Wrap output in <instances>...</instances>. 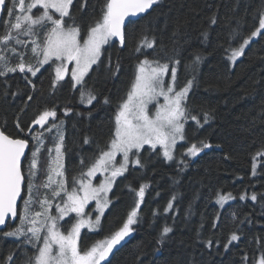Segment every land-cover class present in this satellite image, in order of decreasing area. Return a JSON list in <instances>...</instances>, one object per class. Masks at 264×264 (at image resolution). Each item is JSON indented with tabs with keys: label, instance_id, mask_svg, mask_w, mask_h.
<instances>
[{
	"label": "trees",
	"instance_id": "trees-1",
	"mask_svg": "<svg viewBox=\"0 0 264 264\" xmlns=\"http://www.w3.org/2000/svg\"><path fill=\"white\" fill-rule=\"evenodd\" d=\"M103 4L104 0H89V7L83 13L74 6L73 17L82 26L83 34L100 18ZM261 12H264V0H160L148 15L127 24L123 47L113 39L111 46L105 48L102 63L87 79L97 97L90 106L80 102L79 88L72 89L69 76L52 90L55 76L52 66L35 78L28 73L35 84L34 91L19 71L0 77V125L7 134L25 135L15 127L18 114L23 124L28 125L43 110L56 108L57 118L64 121L66 170L71 178L80 171L81 157L85 165L89 164L98 147H104L110 140L117 105L126 98L139 60L145 55L161 62L170 57L179 58L178 80L183 84L186 77L190 78L184 65L191 64L196 55L202 58L196 66L197 84L189 105L195 113L212 112L214 118L203 128H198L195 122L189 124V143L181 145L177 155L180 160V153L199 140L212 147L196 157L185 158L186 166L180 165L179 160L168 163L159 149L154 153L149 148L143 151L142 159L147 167L130 168L117 182L112 194L114 202L102 231L90 238L106 237L122 226L137 199L129 186L138 189L140 184L147 183L140 222L133 226L128 242L102 264H245V255L249 257L247 264H252L253 256L259 259L260 249L264 247V199H261L264 155L256 156V153L264 151V38L252 42L234 69L229 56L231 49L259 26ZM5 19L0 35L5 31ZM233 30H238V35L230 39ZM44 35V30H39L40 41ZM143 36L155 37V50L134 51ZM30 47L29 44L20 50L28 53L26 62L35 63ZM10 64L15 65L11 61ZM29 95L33 96L31 101L27 99ZM105 98L110 102L104 103ZM65 107L73 110L68 116L64 115ZM86 136L90 138L89 144L83 142ZM54 137L48 135L40 155L41 181L48 165L47 149L54 145ZM28 138L33 144L30 135ZM253 157L262 160L257 177L253 176ZM217 193H232L238 200L221 210L214 203ZM252 193L257 194L255 202L250 199ZM244 194L246 199L241 200L239 197ZM173 196L176 197L173 208L165 213L164 208ZM217 216L219 220L213 228ZM165 225L173 231L163 244H158L157 238ZM14 226L9 225L4 231ZM233 231L240 239L225 250L224 244ZM209 238L213 240L210 248L205 244ZM17 244L15 239L0 238V256L16 250L18 261L22 260L26 253L21 254Z\"/></svg>",
	"mask_w": 264,
	"mask_h": 264
},
{
	"label": "snow or ice",
	"instance_id": "snow-or-ice-1",
	"mask_svg": "<svg viewBox=\"0 0 264 264\" xmlns=\"http://www.w3.org/2000/svg\"><path fill=\"white\" fill-rule=\"evenodd\" d=\"M159 3L160 0H104L100 18L90 24L86 33L82 34L81 26L76 23L72 13L74 0H11L7 15L13 19L5 21L4 34L0 35V77H7L10 73L19 71L24 74L23 79L34 91L35 84L28 73L31 77H36L44 65L54 64L52 90L70 76L72 89L76 90L79 86L80 102L91 105L97 97L85 77L93 70L94 65L99 67L102 63L105 46H111L113 38H118L123 47L126 21L131 23L130 18L148 13ZM5 5L6 0H0V8ZM76 7L83 13L89 7V0H78ZM17 8L19 15L16 14ZM212 23H215V20H212ZM39 30H44L42 41ZM237 35L238 30H233L230 39ZM22 37L35 39L26 41ZM256 37L264 38V12L259 14V26L251 31L238 47L231 49L229 59L235 62L243 56L246 47ZM204 38L207 39V34H204ZM29 44L30 53L36 59L35 64L26 62L25 56L28 53L16 47L20 45L28 48ZM155 48V37L149 39L143 36L134 51L142 53L144 49ZM10 55L18 58L15 65L10 66ZM201 62L202 58L196 55L191 64L184 65V71L189 73L190 78L186 77L185 82L180 84L179 58L170 57L161 62L160 59L150 60L145 55L144 59L139 60L126 98L117 105L110 140L104 147H98L97 154L90 158L89 164L85 165V159L81 157L80 171L71 178L68 177L63 162L64 121L57 118L55 107L43 110L28 125L23 124L18 114L14 123L18 133L25 134L23 136L14 137L7 134L4 127L0 126V227H7L19 217L14 227L0 231V238L17 240V250L21 254L26 253L24 258L18 261L16 250H11L0 256V264H102L107 260L113 249L120 245L121 241L134 231L133 226L140 222L141 204L149 185L142 183L138 189L129 186L137 197L134 206L127 213L122 226L104 239L82 248V229L94 231L100 228L105 210L113 203L109 193L117 177L124 176L130 166L133 169L147 167L142 159L145 146L153 153L159 146L163 158L173 162L177 158L178 143L187 142L186 124L193 121L198 128H203L214 118L212 112L195 113L189 105L190 93L197 84L196 66ZM111 64L109 57V71ZM69 65L72 67L69 68ZM116 71H119L118 61ZM160 98H163V103H160ZM27 99L31 101L33 96L29 95ZM109 102L105 98L104 103ZM149 105H154V111L150 110ZM72 111L70 107L63 110L65 116ZM20 112L23 113L24 109ZM36 126H39V130ZM54 130V146L47 149L48 165L41 181L39 164L41 152L45 148V133L51 134ZM29 134L31 140L35 141L31 148ZM83 142L89 144L91 141L86 136ZM211 147L205 140L191 143L186 151L180 153L179 164L186 166L185 158L196 157L204 149ZM28 151L30 156L26 154ZM118 155L122 157L119 161ZM261 155H264V151L256 153V156ZM253 160L255 161V157ZM252 167L255 175L256 164L253 163ZM98 173L103 179L94 184L93 179ZM246 195L239 198L244 200ZM175 199L173 196L168 202L164 208L165 213L173 208ZM232 199H235L232 193H217V203L221 207ZM250 199L257 201V194L252 193ZM18 201L22 202L20 206ZM91 202H95L94 217L85 211ZM156 215L154 212L153 216ZM218 220L219 216L213 221V228ZM172 231V227L163 226L157 243L163 244ZM239 239L233 231L224 244L225 250ZM205 244L210 248L213 240L209 238ZM243 259L247 264L249 257L245 255ZM252 264H264V247L260 249L258 260L255 256L252 257Z\"/></svg>",
	"mask_w": 264,
	"mask_h": 264
},
{
	"label": "rangeland",
	"instance_id": "rangeland-1",
	"mask_svg": "<svg viewBox=\"0 0 264 264\" xmlns=\"http://www.w3.org/2000/svg\"><path fill=\"white\" fill-rule=\"evenodd\" d=\"M9 7H11V5H9ZM35 11V10H34ZM16 14L17 15H19L20 13H19V10H18V8H17V12H16ZM13 18H11V17H8V15H6V19H5V21H8V20H12ZM4 21V22H5ZM14 22V21H13ZM83 34V33H82ZM23 38V37H22ZM25 38V37H24ZM30 39H35V37H29ZM114 39V38H113ZM256 39H258V37H256V38H253V41H255ZM252 41V42H253ZM252 42L250 43V45L252 44ZM250 45L249 46H247L246 47V49H245V51L250 47ZM17 46H20V45H17ZM107 47V45L105 46V48ZM22 48H24L23 46H20V49L22 50ZM103 56H104V54L102 55V57H101V60H102V58H103ZM243 56H241V57H239V58H237V60L235 61V62H232L230 59H229V61H230V64H231V67H232V69H234L235 68V66H236V64L238 63V61L242 58ZM10 61L12 62V63H14V64H16L17 63V61H18V58L16 57V56H11V58H10ZM29 63H31V64H35V63H32V62H29ZM10 66H11V64H10ZM53 67V69H54V67H55V65L54 64H50V65H44L43 66V68L41 69V71L37 74V76L45 69V68H48V67ZM72 67V65H69V68H71ZM95 67H97L96 65H94L93 66V69L95 68ZM93 71V70H92ZM92 71H90V73H89V75L88 76H86L85 77V81L87 82V79H88V77L90 76V74L92 73ZM11 74V73H10ZM30 74V73H29ZM30 76H31V74H30ZM36 76V77H37ZM70 77V76H69ZM32 78H35V77H32ZM167 79V78H166ZM77 88H79V86H77ZM190 95H191V93H190ZM190 97V96H189ZM95 102V100L92 102V104ZM160 103H163V98H160ZM86 105H88V106H90L89 104H87V103H85ZM91 104V105H92ZM149 108H150V110H152V111H154V105H149ZM50 122H51V120H50ZM193 121H189L187 124H186V136H187V142H179L178 143V145H177V150H176V160H179V158H178V155H177V151H178V148L181 146V145H187L189 142H188V133H187V128H188V126H189V124H191ZM37 127V130H39V126H36ZM63 129H64V137H65V126L63 125ZM51 134H53L54 136H55V130L53 131V133H51ZM48 135H50L49 133H45V137H46V140H45V145H46V141H47V138H48ZM34 143H35V141H33ZM33 143V144H34ZM64 144H65V141H64ZM54 145L52 144V147H53ZM51 147V148H52ZM146 148H148V146H145V149ZM157 149H159L160 151H161V153H162V149L158 146L157 147ZM55 153H54V151H53V155H54ZM29 156H30V154H29ZM122 157L120 156V155H118L117 156V161H119L120 159H121ZM175 160V161H176ZM175 161H173V162H175ZM64 164H65V167H66V158H65V156H64ZM168 163H173V162H170V161H167ZM254 163L256 164V170H255V175H253L254 177H257L258 175H259V169H260V166H261V163H262V160L260 159V157H258V158H256L255 159V161H254ZM130 168H132L131 166L129 167V170H130ZM128 172H126L125 174H124V176L127 174ZM124 176H122V177H124ZM122 177H117V179H116V182H115V184L113 185V189H112V191L109 193V197L110 198H112V194H113V191H114V189H115V187H116V184H117V182L122 178ZM103 179V176L102 175H100L99 173L97 174V177L96 178H94L93 179V183L94 184H97V183H99V181L100 180H102ZM221 194H223V193H221ZM224 195H227V194H224ZM233 195V194H232ZM233 197H235V199H232V200H229L228 202H226L224 205H223V207H221V205L219 204V203H217V197L214 199V203L221 209V210H223L225 207H227L229 204H231V203H234V202H236V200H238V197L237 196H235V195H233ZM112 200H113V198H112ZM113 202H114V200H113ZM113 204V203H112ZM112 204L109 206V208L108 209H106L105 210V213H104V215H103V217L101 218V226H100V228H98V229H96V230H94V231H89L88 229H82V232H81V238H82V241H81V247L82 248H86V247H88V246H90L92 243H94V242H97V241H99V240H102V239H104L105 237H102V238H97V239H95V240H92L90 237L92 236V234H98V233H100L101 231H102V228H103V223H104V219H105V217H106V215H107V213L109 212V210L111 209V206H112ZM95 208V202H91L89 205H88V207L86 208V212H90L92 215H93V217L96 215V213L93 211V209ZM55 212V209L53 208V213ZM73 216L75 215V214H72ZM67 219V218H66ZM61 223H63V221L61 222ZM85 233H87V235H86V237H84V235H85ZM131 235V234H130Z\"/></svg>",
	"mask_w": 264,
	"mask_h": 264
},
{
	"label": "water",
	"instance_id": "water-1",
	"mask_svg": "<svg viewBox=\"0 0 264 264\" xmlns=\"http://www.w3.org/2000/svg\"><path fill=\"white\" fill-rule=\"evenodd\" d=\"M7 6H8V0H6V5L5 6H3L2 8H0V34H1V29H2V22H3V16H4V12H5V10H6V8H7ZM155 7V6H154ZM153 7V8H154ZM153 9H151V10H149V12L148 13H146V14H141L139 17H132V18H130L131 19V21H137V20H139L140 18H142V17H144V16H146V15H148L151 11H152ZM128 24V22L126 21V25ZM116 41H119L118 40V38H114ZM1 126V125H0ZM28 153V152H27ZM26 153V154H27ZM21 205V202L20 201H18V206H20ZM18 218L19 217H17V219L15 220V221H12L10 224H8V226L7 227H0V231H4V230H6L8 227H9V225H13V224H15L17 221H18ZM130 237H131V235H129L128 237H126L125 238V240L124 241H121V244L120 245H117L114 249H113V252L109 255V257L108 258H111V257H113L114 255H115V253L117 252V251H119L127 242H128V240L130 239ZM107 258V259H108Z\"/></svg>",
	"mask_w": 264,
	"mask_h": 264
},
{
	"label": "flooded vegetation",
	"instance_id": "flooded-vegetation-1",
	"mask_svg": "<svg viewBox=\"0 0 264 264\" xmlns=\"http://www.w3.org/2000/svg\"><path fill=\"white\" fill-rule=\"evenodd\" d=\"M78 2V0H74V6L76 5V3ZM8 8V7H7ZM7 8H6V10H5V12H4V16H3V20H4V18H6V15H7ZM74 8V7H73ZM73 10V9H72ZM3 23V22H2ZM78 23V22H77ZM80 25V24H79ZM81 26V25H80ZM81 29H82V26H81ZM83 33V32H82ZM30 135V134H29ZM31 138V137H30ZM29 142H30V140H29ZM31 142H30V148H31ZM30 154V151H28V153H27V155H29ZM22 203V202H21ZM18 220H19V218H18ZM18 223V221L15 223V225ZM14 225V224H13ZM81 241H82V238H81Z\"/></svg>",
	"mask_w": 264,
	"mask_h": 264
}]
</instances>
